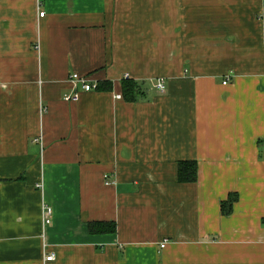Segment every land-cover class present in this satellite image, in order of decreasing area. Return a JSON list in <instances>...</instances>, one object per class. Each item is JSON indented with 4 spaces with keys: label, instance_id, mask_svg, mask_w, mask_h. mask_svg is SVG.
<instances>
[{
    "label": "crops",
    "instance_id": "crops-1",
    "mask_svg": "<svg viewBox=\"0 0 264 264\" xmlns=\"http://www.w3.org/2000/svg\"><path fill=\"white\" fill-rule=\"evenodd\" d=\"M0 264H264V0H0Z\"/></svg>",
    "mask_w": 264,
    "mask_h": 264
},
{
    "label": "trees",
    "instance_id": "trees-1",
    "mask_svg": "<svg viewBox=\"0 0 264 264\" xmlns=\"http://www.w3.org/2000/svg\"><path fill=\"white\" fill-rule=\"evenodd\" d=\"M122 95L125 100L134 101L138 98L140 92L138 84L127 77L121 80ZM178 180L180 182H192L196 180L197 165L196 161H180L178 162ZM236 200V195L229 196L228 200L222 203L221 210L223 213H229L232 209V203ZM92 233L114 232L116 229L114 222H96L90 223L88 227Z\"/></svg>",
    "mask_w": 264,
    "mask_h": 264
},
{
    "label": "built area",
    "instance_id": "built-area-1",
    "mask_svg": "<svg viewBox=\"0 0 264 264\" xmlns=\"http://www.w3.org/2000/svg\"><path fill=\"white\" fill-rule=\"evenodd\" d=\"M44 14V12H40V16H42ZM124 77H127V75L125 74ZM70 79L74 84H78L80 85L82 90L88 91V90H93L97 88V83L93 80H90L88 76L85 75H79L76 73H72L70 75ZM228 79H225L223 81V84H225L227 82ZM154 87L159 90L162 91L164 90V80L163 78H158L155 80L154 82ZM121 95L120 94H116L115 98H120ZM63 98L65 100H76L78 98V92L75 91L72 94H64ZM51 219H52V208L46 204L43 203L42 204V220L44 222V224H50L51 223ZM164 242L161 243V246L164 245ZM53 259V255L52 254H48L45 257V260H51Z\"/></svg>",
    "mask_w": 264,
    "mask_h": 264
}]
</instances>
